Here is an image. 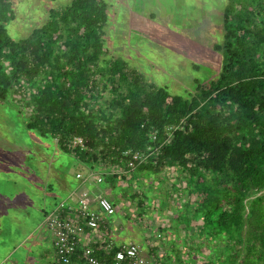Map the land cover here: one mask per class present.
Instances as JSON below:
<instances>
[{
  "label": "trees",
  "instance_id": "16d2710c",
  "mask_svg": "<svg viewBox=\"0 0 264 264\" xmlns=\"http://www.w3.org/2000/svg\"><path fill=\"white\" fill-rule=\"evenodd\" d=\"M227 1L214 44L219 73L184 97L120 58L101 63L105 0H70L16 39L5 28L11 0H0V100L10 89L27 92L26 129L66 153L64 141L81 136L86 149L75 155L91 169L124 168L121 150L155 148L135 170L178 166L185 175L197 198L180 214L200 217L201 226L187 237L198 255L208 250L198 264H264V0Z\"/></svg>",
  "mask_w": 264,
  "mask_h": 264
},
{
  "label": "rangeland",
  "instance_id": "374dc122",
  "mask_svg": "<svg viewBox=\"0 0 264 264\" xmlns=\"http://www.w3.org/2000/svg\"><path fill=\"white\" fill-rule=\"evenodd\" d=\"M69 1L11 0L7 34L14 39L27 36L48 19L50 9H59ZM227 2L105 0L101 63L120 58L146 80L185 97L197 83L206 85L219 73L221 55L214 44L222 40V11ZM26 94L19 96L10 89L0 100V176L15 183L0 178V264H52L51 237L42 223L44 213L59 200H69V192L65 194L61 188L64 179L73 187V172L87 169L77 164L75 154L61 151L56 139L26 129L25 120L32 110L26 104ZM101 94L103 99L108 90L102 89ZM95 172H103V168L95 167ZM130 172L123 179L126 184L105 176L99 186L108 188L117 206L109 218L111 237L139 244L145 264L202 263L208 250L202 248L198 255L200 249L196 251L194 241L187 237L201 229L200 217L180 214L184 204L194 208L197 198L185 175L175 177V171L166 168L158 173ZM71 213L64 212L67 216ZM189 240L193 245L185 249ZM206 246L214 247L213 243Z\"/></svg>",
  "mask_w": 264,
  "mask_h": 264
},
{
  "label": "built area",
  "instance_id": "2783aa9c",
  "mask_svg": "<svg viewBox=\"0 0 264 264\" xmlns=\"http://www.w3.org/2000/svg\"><path fill=\"white\" fill-rule=\"evenodd\" d=\"M150 137L153 139L154 135L150 134ZM169 138L170 134L165 140ZM64 147L69 153L75 154L76 151H85L86 144L81 136L73 135L64 141ZM154 150L150 147L142 151L123 149L120 154L126 158L124 168L100 163L102 173L96 174L95 169L87 168L84 173L75 172L74 177L83 182L98 183L103 180L105 172L130 175V171L145 161L146 156ZM169 168L175 171V177L183 174L178 166L166 167L167 170ZM74 190L67 194L69 200H59L43 216L42 223L51 237L52 264H145L139 244L132 241L117 242L111 237L109 218L117 209L113 205L114 198L104 194L92 197L86 191L76 194ZM65 211L72 213L67 216Z\"/></svg>",
  "mask_w": 264,
  "mask_h": 264
},
{
  "label": "crops",
  "instance_id": "0c3cea01",
  "mask_svg": "<svg viewBox=\"0 0 264 264\" xmlns=\"http://www.w3.org/2000/svg\"><path fill=\"white\" fill-rule=\"evenodd\" d=\"M75 161L77 162V164H80V166H82L84 168H85V166L88 169L90 168L87 165H84L79 159H78V161L77 160H75ZM75 172H81V171L75 170L73 172V177H74V173ZM95 173L96 174H100L99 172H95ZM2 176H3V178H2ZM2 176H0V178L2 179V181L6 182L7 180H9V181H11L15 185V183L13 182V180L10 177L5 176V175H2ZM62 178L64 179V177H62ZM102 179H103L102 181H104V178H102ZM74 180H75V184H74L73 187H71V183L70 182L67 183L66 180L64 179L65 184L61 188L64 190L65 194H67L68 192H70L71 189L77 188V189L74 190L76 194L78 192H80V191L87 190L92 195V197H96L98 195H103L104 194V195H108V196H111V197L114 198V195L109 192L108 188L106 190H102V189L99 188V186L101 185V182L102 181L101 182H98V183H94L93 181H87V182L84 181L83 182L81 180L76 179L75 177H74ZM177 227H179V226H177Z\"/></svg>",
  "mask_w": 264,
  "mask_h": 264
}]
</instances>
